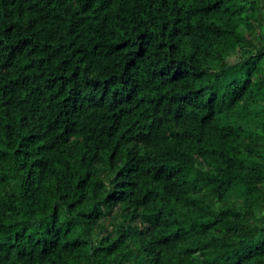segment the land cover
Wrapping results in <instances>:
<instances>
[{
  "label": "trees",
  "instance_id": "obj_1",
  "mask_svg": "<svg viewBox=\"0 0 264 264\" xmlns=\"http://www.w3.org/2000/svg\"><path fill=\"white\" fill-rule=\"evenodd\" d=\"M0 264H264V0H0Z\"/></svg>",
  "mask_w": 264,
  "mask_h": 264
}]
</instances>
